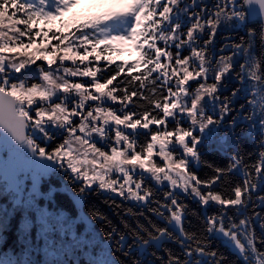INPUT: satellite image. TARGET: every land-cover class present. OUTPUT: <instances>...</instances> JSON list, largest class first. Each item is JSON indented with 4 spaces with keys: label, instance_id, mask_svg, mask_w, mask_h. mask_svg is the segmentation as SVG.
<instances>
[{
    "label": "snow or ice",
    "instance_id": "snow-or-ice-1",
    "mask_svg": "<svg viewBox=\"0 0 264 264\" xmlns=\"http://www.w3.org/2000/svg\"><path fill=\"white\" fill-rule=\"evenodd\" d=\"M0 264H264V0H0Z\"/></svg>",
    "mask_w": 264,
    "mask_h": 264
},
{
    "label": "trees",
    "instance_id": "trees-1",
    "mask_svg": "<svg viewBox=\"0 0 264 264\" xmlns=\"http://www.w3.org/2000/svg\"><path fill=\"white\" fill-rule=\"evenodd\" d=\"M139 71H142V68L139 69ZM242 143H243L245 146L250 147V146L248 145V142H247V141H243ZM213 158H214L215 161L218 162V163H222V164L227 163L226 158L221 157L219 154H215L214 157H209V159H213ZM65 198H66V197H65ZM96 202L99 203V201H96ZM188 203H190V202H188ZM100 206H101L102 210L105 211V212L108 214L109 218L113 220L114 223H117V224L119 223L118 218L115 217V216H113L112 212L107 208V206H105V205H100ZM193 207H195V206H193ZM189 219H191V217H190ZM221 250H224V249H221Z\"/></svg>",
    "mask_w": 264,
    "mask_h": 264
},
{
    "label": "rangeland",
    "instance_id": "rangeland-1",
    "mask_svg": "<svg viewBox=\"0 0 264 264\" xmlns=\"http://www.w3.org/2000/svg\"><path fill=\"white\" fill-rule=\"evenodd\" d=\"M127 50L122 51L119 55L113 53V59L117 62L120 61H129L131 62L133 59H136L138 57V53L135 52L131 46H126Z\"/></svg>",
    "mask_w": 264,
    "mask_h": 264
}]
</instances>
